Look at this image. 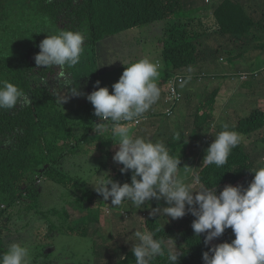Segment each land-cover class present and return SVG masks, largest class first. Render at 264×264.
Here are the masks:
<instances>
[{
    "label": "trees",
    "instance_id": "trees-1",
    "mask_svg": "<svg viewBox=\"0 0 264 264\" xmlns=\"http://www.w3.org/2000/svg\"><path fill=\"white\" fill-rule=\"evenodd\" d=\"M248 3L264 6V0H249ZM196 6V1L191 0H0V80L13 83L24 93V97L18 101L16 107L0 109V251H6L7 244L10 242L12 234L10 232L13 229L11 217H14V213L20 215L27 213L33 217L32 223L36 222L34 227V231L36 229L35 239L38 241L35 242L36 251H39V256H46L44 254L45 247L54 245L52 238L55 237L54 233L57 229L51 220L46 226L45 222L41 221L44 213L39 208L31 207L33 199H41L40 185H37L35 177L43 173L45 175L43 177H47L49 182L63 185L65 177L68 178L64 171L63 158L67 154L73 153L78 144L83 141L87 142L85 138L89 134L93 135L95 130L97 133L112 135L111 124L107 123L103 129L95 124L92 129L93 126L91 127L89 119L82 124L88 125L84 136H79L75 132L76 125L71 123L73 112L79 114L86 108L85 112L89 113L90 119L97 118L94 115V108L88 102L85 108L82 106L72 109L71 114H65L59 109V91L63 83L71 84L74 81V69L72 66H65L63 69L57 66L38 68L35 56L40 52L39 44L42 40L47 35L56 34L60 30L83 33L88 62L95 72L97 62L100 61V43L112 39L116 35H121L123 32L152 28L157 24H162L163 33L160 41L167 45L160 42L163 44V50L157 55L158 60L161 61L160 67L165 70L160 85H169L170 88L176 90L180 95L176 100L177 104L183 98L182 90L185 89L186 82L206 81L202 67L209 69L208 64L201 67L200 63L209 60L210 65L216 64L220 69L222 57L225 58L224 55L231 62L242 58V53L229 57V54L218 52L213 53L210 61L207 55H201L198 50L197 42L200 39L203 40L204 37H211L217 33L230 36L238 35L251 40L254 49L264 50V43L256 33L257 30L264 34V28L260 27L263 19L262 17L252 19L246 7L249 5L223 0L214 16L208 19L197 13L199 7ZM216 20L222 25V30L216 31L215 27H211L212 22L216 23ZM16 28L18 31L9 37V34L15 32ZM243 46L241 44L240 47ZM196 68L199 69L200 74H203L197 79L187 80L195 75L192 72ZM230 69L229 72H231ZM75 71L77 70L75 69ZM61 72L64 75H61ZM179 75L181 76L178 77ZM98 76L100 75L97 72L93 77L97 78ZM97 81L101 82L100 77L93 81V87ZM231 84L238 85L237 82ZM66 90L67 88L64 91ZM94 90L96 89L94 88ZM215 102L216 99L211 98L210 102L203 104L202 112L197 115L192 132L208 130L207 128L213 124V121L216 120L213 109L216 107ZM159 107L158 101L152 107L150 115H148V111L140 118H147L149 120L147 124L159 128L161 120L171 121L168 119L167 111L177 112L176 106L173 108V105L165 106L163 112L157 111ZM258 111L250 118H241L236 124H227L229 130L240 131L241 140L222 167H217L215 164H203L206 150L215 137L210 138L206 143L197 138L193 144H189L184 139L185 131L182 122L181 128L177 130L179 138L174 135L175 133H170V135L167 133L165 135L154 134L152 141H160L159 138L166 139L161 142L168 147L173 157L181 160L179 165L181 171L178 172L180 178L192 179V176L195 175L197 185L200 184L209 189L217 187L219 192L228 184L237 186V183L233 182L240 176L253 175L251 171L254 170V162L257 157L250 153L251 148H248L244 143L247 136L252 134L256 136L257 133L264 132V109ZM200 118L203 120L200 121ZM183 124L188 127L186 120ZM135 128L136 122L131 123L130 132H133ZM216 130H209V132L214 134L213 132ZM73 142L74 144H72ZM68 146L70 149L67 151ZM117 150L118 146L111 149L110 153L108 152L109 160L113 159ZM121 167L123 166L114 162L108 175L111 179L120 182L121 185L130 184L132 171L122 174ZM94 181L100 184L102 180L98 178ZM75 184H80V181H76ZM248 185L247 183V187ZM96 186H91V189L85 187V193L91 195V199L81 205L80 211L84 212L87 207L91 209L94 204H101L103 208L111 207L115 213L122 212L123 215L129 216L131 219L133 217L128 222L129 224L139 227L140 222L141 231H150L154 234V238L165 240V253L169 249L176 252V249L181 248L178 264H204L202 256L205 251H209L212 246L224 242L230 243L235 239L232 230L227 229L221 237L214 239L210 245L206 246L204 234L197 237L191 227L193 219L186 216L185 223L189 226L183 228L182 224L171 226L165 224L159 217H153L152 210L145 205L135 209V205L131 202H125L120 206L112 207L111 200L104 201L103 197L97 193ZM98 196L101 197L100 200ZM77 201L84 202L83 199ZM146 204L151 209L163 205L155 200H150ZM41 206H46V202L42 201ZM70 207L71 204H68L67 209L63 211L66 221H77L78 217L74 214L75 212L70 211ZM97 210L100 212V209ZM57 216L56 209L50 213L52 219H57ZM93 220L92 217L90 223ZM120 222H122L121 219L116 221L117 224ZM89 224L82 228L81 235L89 236L91 232ZM72 232L78 233L74 229ZM169 242L176 243V245L170 248L167 245ZM135 243H138L136 239L132 244ZM69 256L74 257L73 255ZM102 256L104 257L94 260V263L135 264L132 251H126L123 248L107 249ZM65 262L74 264L66 260ZM75 264L77 263L75 262ZM150 264H170V262L165 254L157 256Z\"/></svg>",
    "mask_w": 264,
    "mask_h": 264
},
{
    "label": "rangeland",
    "instance_id": "rangeland-1",
    "mask_svg": "<svg viewBox=\"0 0 264 264\" xmlns=\"http://www.w3.org/2000/svg\"><path fill=\"white\" fill-rule=\"evenodd\" d=\"M191 1H196V7H199L197 13H200V15L206 19L213 17L215 11L221 4L220 0ZM232 1L235 4L241 3L245 6L249 5L246 7L250 17L252 19L262 17L263 20L260 27L264 28V6L250 5L248 3L249 0ZM222 29V25L216 20L215 30L219 31ZM162 30V24H158L152 28L149 27L142 30L135 29L123 32L121 35H116L112 39L100 43V61L98 60L97 62V70L95 72H93V68L88 62L87 50L86 47H84V52L79 63L72 66V69H74V81H72L71 84L63 83L59 91V109L65 114H71V110L74 108L82 106L85 108V105L89 101L86 99V96L83 95L78 97L71 96L73 88L79 87L82 93L90 94L95 91L92 86L93 81L100 77V86L109 88L111 92L112 85L119 81L127 65L141 59H149L159 64V74L156 78V82L161 90L158 101L162 109L159 107L158 111L163 112V108L168 104L167 100L171 99L173 90L169 85H160L165 75V70H163V67H160L161 61L158 60L157 57L163 50L162 43L165 44V42L160 41V39H162ZM17 31L18 28H16L15 32L10 33L9 37L13 36ZM256 33L264 43V34L257 30ZM213 35L214 36L211 37L206 36L203 40L200 39L197 42L198 50L201 55H207L210 61L214 55L213 53L218 52L229 54V57L242 53V58L231 62L226 55H224L225 58L222 57V66L220 69L216 64L210 65L209 60L200 63L201 67L204 64H208L209 69H204L202 67L204 77L208 83L206 81L196 80L188 83L186 82L185 89L182 90L183 98L177 104H170L173 105V108L176 106L177 112L172 111L169 115V111H167L168 119H171V121L161 120L159 128L156 126L154 128L150 124L143 123L139 127H136L133 132L134 136L152 140L154 134L165 135V133H167L170 135V133H175L174 135H176L177 130L181 128L180 124L182 122L183 130L185 131V142L193 144L197 138H200L201 142L206 143L207 140L215 137V133H217L218 130L219 132L222 131L224 125L228 123L236 124L241 118H250L252 115H256L259 109L258 112L264 109V50L254 49L252 47V41L243 38V36H230L220 33ZM241 44L244 45L242 48L240 47ZM254 60L257 63L252 67ZM212 67H215V69H212ZM75 69L77 71H75ZM229 69L231 72L228 71ZM97 72L100 76L94 78L93 76ZM192 73L195 75L187 78V80L197 79L203 74H200L197 68L194 69ZM233 82H237L238 85H232L231 83ZM66 88L67 90L64 91ZM211 98L216 99V107L213 108L215 110L214 114L216 120L207 128L208 130L192 132L194 122L198 117L197 115L202 112L203 104L208 101L210 102ZM85 111L86 108L81 110L79 114L73 112V115H71V123L72 125H76L75 132L78 133L79 136H84L85 131L88 130V125H82L86 123L88 119L91 122V127L93 126L92 129L95 127V124L100 121L98 117L97 119H90L89 113ZM151 111L152 108L149 110L148 115L152 113ZM60 120H62L61 117ZM184 120L187 121L188 127L183 124ZM202 120L203 119L200 118V121ZM209 130H216V132L212 134ZM237 132L240 133L239 130ZM257 134L259 135L258 140L257 135L255 136L252 134L247 136L244 143L247 147L253 143L249 148H251L250 153L255 154L257 157V162H254L255 168L257 165L264 167V132H259ZM85 139L87 142L83 141L78 144L76 149L73 150V153H69L63 158V164L65 165L68 176L65 181L67 187L63 185L58 187L52 182H49L47 177L40 178L42 179V183L40 184L41 199H33L31 207L39 208L44 213L43 220L41 221H44L46 226L49 225L51 220L54 223V227L57 229L56 233H54L55 237L52 238L54 245L46 248L45 257L39 256V251H36L35 242L38 241L35 239L36 229L34 231V227L36 222L32 223L33 217L27 213L21 215L14 213V217L11 220L13 223V229L10 232L13 235L11 241H24V244L30 250L29 264H68L65 260L73 262L74 264L75 262L77 264H95L94 260L104 257L105 255L102 256V254H104V251L107 249L123 248L126 251H131L134 246L132 243L135 240L133 233L137 230L141 231L140 222L139 227L135 224H129L128 222L131 221L133 217L131 219L129 216L123 215L122 212L115 213L109 206L103 209L102 212H99L97 209H92V207L91 209L88 207L85 208L84 212L80 211L81 205H84V203L91 199V195L85 193V187L89 189H91V186L95 185L98 187L100 184L94 181L98 178H101V180L104 178L105 181L107 180L108 177L106 176L108 175V171L105 170L113 163V159L109 160L108 152L112 144L118 142L117 137H113V135L108 133L101 135L96 132V135L93 133V135L90 136L89 134ZM159 140L162 141L166 139L159 138ZM72 144H74V142ZM97 146H99V148H97ZM69 149L70 147L68 146L66 150L68 151ZM180 171L181 169H179V172ZM38 176L39 175L36 177ZM194 177L195 175L192 176V179L186 178L185 181L192 183L194 186L193 190L198 191L201 186L196 184V179ZM35 179L38 181L37 178ZM253 179L254 173L248 181V184ZM76 181H80V184L76 185ZM244 183L245 181L242 178L239 181V185H244ZM78 199H83L84 202L79 203L77 201ZM98 199L100 200L101 197L98 196ZM151 200L157 201L155 198ZM42 201L46 202V206H41ZM157 202H161L163 205L166 204L163 199ZM68 204H71L70 211L72 213L75 212L74 214L78 217L76 218L77 221H66V216L63 211L67 209ZM163 205L160 207L167 206V204L165 206ZM145 206L153 210L149 205L145 204ZM137 207L138 206H135V209H137ZM55 209L58 210V216L57 219H52L50 218V213L54 212ZM96 216H98V218H96ZM186 216L192 218L191 214ZM92 217L94 220L90 223ZM155 217H159L169 224L170 221L178 222L176 225L182 224L184 225L183 228L189 226L185 223V217L176 220L170 217H164L163 215H157ZM119 219H121L122 222L117 224L116 221ZM88 224L91 232L88 237H85L81 235L80 232L82 228ZM72 229H74V231L77 230L78 233L74 234ZM175 245L176 243L169 242L168 247L172 248ZM69 255H73L74 260Z\"/></svg>",
    "mask_w": 264,
    "mask_h": 264
},
{
    "label": "clouds",
    "instance_id": "clouds-1",
    "mask_svg": "<svg viewBox=\"0 0 264 264\" xmlns=\"http://www.w3.org/2000/svg\"><path fill=\"white\" fill-rule=\"evenodd\" d=\"M84 41L85 37L79 31L60 30L47 35L39 44L40 52L35 56L37 67L57 66L63 69L65 66H75L84 52ZM158 74V63L141 59L125 67L119 81L112 85L111 92L109 88L101 87L100 81L95 83L96 90L90 94L82 93L79 87L73 88L71 96H86L92 104L94 115L100 119L96 125L103 129L107 123L111 124L112 135L118 138V142L111 146V149L118 146L113 163L123 166L120 168L122 174L132 171L130 184L121 185L108 175L107 180H102L95 190L104 201L111 200L112 207L125 202L141 207L153 198L157 201L163 199L167 206L153 209L151 215L176 220L191 214L194 219L191 227L197 237L204 234L206 246L231 229L235 239L205 251L202 256L204 264H264V167L257 165L255 168L254 164L255 169L251 171L254 179L248 187V180L252 177L250 174L235 179L233 183H237V186L228 184L219 192L217 187L209 189L200 184L201 188L194 191L192 183L178 176L181 160L173 157L163 142L134 136L135 130L130 132L131 123L136 122V127H139L149 121L138 118L144 116L160 98L161 90L156 82ZM61 75L64 73L61 72ZM22 97L24 93L16 85L0 80V109L16 107ZM171 99L170 102L176 103ZM223 129L207 148L203 164L222 167L232 150L239 145L240 134L229 130L228 125H224ZM176 135L179 138V133ZM258 137L257 134V140ZM113 163L106 171L112 170ZM43 176L42 173L35 177L38 185L42 183L40 178ZM242 178L245 183L239 185ZM56 186L60 187L61 184ZM92 209L102 212L105 208L101 204H94ZM176 223L170 221L171 226ZM12 236L7 250L0 251V264H29V248L22 242L11 241ZM133 236L138 241L131 249L135 264H150L154 258L165 254L170 264H178L181 248L176 252L169 249L165 253V240L154 238L150 231L137 230Z\"/></svg>",
    "mask_w": 264,
    "mask_h": 264
},
{
    "label": "crops",
    "instance_id": "crops-1",
    "mask_svg": "<svg viewBox=\"0 0 264 264\" xmlns=\"http://www.w3.org/2000/svg\"><path fill=\"white\" fill-rule=\"evenodd\" d=\"M220 2H221V4H222L223 0H220ZM220 2H218V3H220ZM221 4H220V5H221ZM212 23H213V24L211 25V27H216V23H215V22H212ZM157 25H158V24H157ZM155 26H156V25H155ZM155 26H154V27H155ZM256 63H257V62L254 60V61H253V66H252V67H254V66L256 65ZM167 103H168V104H167L166 106H170V104H172V102H170L169 100H167ZM161 109H162V108H161ZM163 110H164V108H163ZM157 111H158V109H157Z\"/></svg>",
    "mask_w": 264,
    "mask_h": 264
},
{
    "label": "built area",
    "instance_id": "built-area-1",
    "mask_svg": "<svg viewBox=\"0 0 264 264\" xmlns=\"http://www.w3.org/2000/svg\"><path fill=\"white\" fill-rule=\"evenodd\" d=\"M173 91H172V93H171V98L172 99H174V100H177V98H179L180 97V95L176 92V90L173 88L172 89ZM170 112H168V114H169ZM170 115V114H169Z\"/></svg>",
    "mask_w": 264,
    "mask_h": 264
}]
</instances>
